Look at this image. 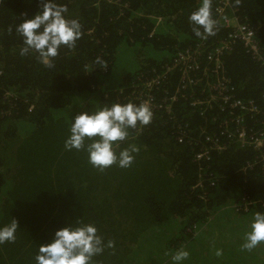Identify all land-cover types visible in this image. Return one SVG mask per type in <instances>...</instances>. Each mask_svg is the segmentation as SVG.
<instances>
[{"label": "trees", "instance_id": "obj_1", "mask_svg": "<svg viewBox=\"0 0 264 264\" xmlns=\"http://www.w3.org/2000/svg\"><path fill=\"white\" fill-rule=\"evenodd\" d=\"M39 2L0 0V225L11 218L19 225L15 242L0 244V264H35L38 246L75 218L94 224L105 244L114 242L93 264H172L181 248L190 253L182 264H251V258L264 264V245L242 249L254 213L264 212V144L254 149L221 136L224 121L231 119L235 130V118L248 133L264 128V0H231L240 21L256 32L259 59L236 42L224 52L219 73L233 100L252 102L256 114L219 100L192 106L208 96L205 85L216 76L186 86L181 71L170 68L177 53L213 49L228 35L219 23L214 36H194L189 16L201 0H59L83 35L75 49L60 48L52 68L34 53L19 55L23 38L16 26L38 11ZM216 5L212 0L213 19ZM97 57L107 67L96 64ZM120 59L133 67L123 68ZM200 63L206 65L203 58ZM156 76L155 101H177L171 110L153 111L149 125L129 129L117 152L139 148L131 167L100 171L84 150L64 148L71 116L112 103L139 104L134 88ZM185 130L187 138L178 143ZM213 135L225 149L195 161ZM213 221L231 225L238 242L226 256H215L211 245H194L195 233ZM162 247L168 252L160 258L155 249Z\"/></svg>", "mask_w": 264, "mask_h": 264}, {"label": "clouds", "instance_id": "obj_2", "mask_svg": "<svg viewBox=\"0 0 264 264\" xmlns=\"http://www.w3.org/2000/svg\"><path fill=\"white\" fill-rule=\"evenodd\" d=\"M67 4L59 0H40L38 11L31 17L21 21L16 31L23 38L20 56L36 54L39 63L47 68L54 67L53 60L58 56L60 48L75 49L81 39L82 25L78 19L68 18ZM195 37L207 39L216 34L217 21L212 16V0H201L200 6L189 16ZM96 64L107 67L106 61L97 57ZM153 112L147 101L143 103H112L95 110L80 111L71 116L69 135L64 141L68 151L84 150L88 162L100 171L117 165L120 168L131 167L134 153L139 151L135 145L117 149L120 142L129 136V129L137 125L147 126L151 123ZM245 233L242 249L252 250L264 245V212H256ZM19 229L18 221L0 225V244L15 242ZM94 224L85 223L75 218L66 226L53 233L51 239L38 246L35 264H93V257L101 254L105 248H113L114 242L105 244L97 234ZM217 250L216 255H221ZM190 253L181 248L171 255L172 264H182Z\"/></svg>", "mask_w": 264, "mask_h": 264}, {"label": "built area", "instance_id": "obj_3", "mask_svg": "<svg viewBox=\"0 0 264 264\" xmlns=\"http://www.w3.org/2000/svg\"><path fill=\"white\" fill-rule=\"evenodd\" d=\"M110 4H116L118 0H104ZM217 21L216 28L221 23L228 29L227 37L219 42L213 49L197 47L195 50H186L176 54L172 61L171 69H179L183 75L181 82H186L187 85L203 83V79L210 75H215L217 80L213 84H206L208 96L202 100H194L192 106L207 105L211 106L212 102L218 100L222 105H228L231 109H240L246 113H259L258 108L252 102L242 103L233 100V96L228 92L226 80L219 78V73L223 69L222 56L225 51L231 49L232 45L239 42L243 45L248 53L259 59V48L256 42V32L249 25L242 23L237 15V11L232 8L231 0H217L215 7ZM229 14V15H227ZM205 61V66L202 67L200 59ZM190 74V77L188 76ZM192 74V75H191ZM200 74V78L198 75ZM161 76L149 77L134 88L132 97L136 102L143 103L147 101L152 112L157 110H171L172 105L177 101L175 97L167 96L161 98L160 101H155L153 94L154 88L158 85ZM184 88V86L182 87ZM223 109V108H222ZM154 113V112H153ZM231 114V112H230ZM172 119V117H170ZM231 120V119H230ZM229 120V121H230ZM229 121H224L223 131L221 136L228 140L238 141L237 143L246 145L249 144L254 149H261L264 144V128L258 134L248 133L243 126L242 118H235V130L230 128ZM232 121V120H231ZM187 138V131L184 134L177 136V142L182 143ZM225 149L224 144L216 136H206L205 146L200 148L195 155V161H202L208 158L212 151H222Z\"/></svg>", "mask_w": 264, "mask_h": 264}, {"label": "rangeland", "instance_id": "obj_4", "mask_svg": "<svg viewBox=\"0 0 264 264\" xmlns=\"http://www.w3.org/2000/svg\"><path fill=\"white\" fill-rule=\"evenodd\" d=\"M126 60V61H125ZM120 59L121 66L123 68H131L133 67V64H131V62L127 59ZM112 79L114 80V76H112ZM79 99H76L74 101H77ZM81 105H84V101L80 102ZM73 109L75 108V106L72 107ZM223 221L227 222V219L223 216ZM236 224V223H233ZM203 231H205L203 233ZM203 231L200 232H196L195 233V237H194V245L197 247L198 250H202L205 247H208L209 245H211L213 247L214 250V255H216L217 250H221L222 254L219 255V257L221 256H226L230 253H232L236 247L235 245L238 244V242H236L233 237H231V225L227 226L226 224H221L219 221H213L211 222L207 229L205 227V229ZM202 232V233H201ZM199 234V235H198ZM229 236V238L227 237ZM145 249H148L145 245H144ZM158 252H162L163 255H160V258L162 256H165L166 253L168 252V249L166 248H160V249H155ZM142 255H146V251H142ZM256 258H251V264L254 263ZM162 264H165V262H163Z\"/></svg>", "mask_w": 264, "mask_h": 264}]
</instances>
